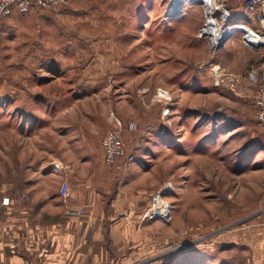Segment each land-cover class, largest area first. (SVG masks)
<instances>
[{
	"label": "rangeland",
	"instance_id": "rangeland-1",
	"mask_svg": "<svg viewBox=\"0 0 264 264\" xmlns=\"http://www.w3.org/2000/svg\"><path fill=\"white\" fill-rule=\"evenodd\" d=\"M68 1L0 18V236L17 232L31 181L67 182L52 167L90 178L103 137L121 129L136 162L115 165L148 167L126 172L149 199L140 217L167 183L174 216L138 223L103 264H262L264 46L237 29L214 49L200 2L170 18L175 0Z\"/></svg>",
	"mask_w": 264,
	"mask_h": 264
},
{
	"label": "crops",
	"instance_id": "crops-1",
	"mask_svg": "<svg viewBox=\"0 0 264 264\" xmlns=\"http://www.w3.org/2000/svg\"><path fill=\"white\" fill-rule=\"evenodd\" d=\"M248 1L227 0L225 6L233 15L230 22L264 34L262 27L256 29L248 21L256 16L248 10ZM51 107L54 104L48 105ZM97 160L98 167L90 178L87 175L77 180L75 168L57 171L52 167L50 174L63 172L67 182L58 187L31 181L29 202H16L17 232L6 231V237L0 236V264H103L111 255L110 248L116 246L119 252L122 244L129 243L132 234L138 232L136 225L149 199L143 196L144 190L128 188L126 172L131 170L133 176L148 167L145 161L141 167L129 169L122 163L110 166L105 163L103 150ZM261 245L264 236L258 239V250Z\"/></svg>",
	"mask_w": 264,
	"mask_h": 264
},
{
	"label": "built area",
	"instance_id": "built-area-1",
	"mask_svg": "<svg viewBox=\"0 0 264 264\" xmlns=\"http://www.w3.org/2000/svg\"><path fill=\"white\" fill-rule=\"evenodd\" d=\"M219 6H221V10H215L211 14L209 13L208 9L206 8V16H207V23L205 28L200 31V36L209 35L207 33V27L209 22V17H214L215 20H218V16L221 17V22L223 27L226 26L227 23L231 21L232 14L226 8L225 2L227 0H214ZM203 3L206 4L205 0H194L193 3ZM188 5V4H187ZM186 4H182L178 6L180 10L184 9ZM207 5V4H206ZM70 3L68 0H0V18L11 16L14 11H18L20 13H28L35 8H42L48 10H60L63 8H69ZM206 7V6H205ZM177 7H175V3L172 2L170 9L167 11L168 13L175 11ZM247 8L251 11V13H257V20L260 21L261 27L264 30V0H249L247 2ZM220 13V14H218ZM181 14V11H179ZM218 15V16H217ZM225 29V28H224ZM250 31L248 29H245ZM240 31V30H239ZM252 32V31H251ZM255 36L259 37L261 34L252 32ZM211 36V35H210ZM246 38V37H245ZM220 43V41L218 42ZM263 45H257L255 47L259 48ZM216 68V74H218L217 78L222 76V71L218 66ZM260 89L257 94V102L260 109V120H264V71L260 76ZM133 127V126H132ZM102 147L104 150V160L105 163L108 165H115L120 158L126 157L130 163L136 162V155L134 153L128 154L127 153V146L124 143L122 130L121 129H114L108 132L102 139ZM175 187L172 183L165 184L162 188H160L152 197L149 207L143 212L140 217L141 223H149L153 221L169 223L172 221L174 216V208L173 205L166 201L165 198L170 194L175 192ZM23 200H28V196L26 194L22 195Z\"/></svg>",
	"mask_w": 264,
	"mask_h": 264
},
{
	"label": "bare ground",
	"instance_id": "bare-ground-1",
	"mask_svg": "<svg viewBox=\"0 0 264 264\" xmlns=\"http://www.w3.org/2000/svg\"><path fill=\"white\" fill-rule=\"evenodd\" d=\"M206 1V4L205 6L207 7L209 13L211 14L213 11L215 10H221V6H217L215 1L214 0H205ZM175 7L176 10L175 11H172L170 13H168V16L170 18L172 17H179L181 15L184 14V11L186 10V7L188 5H192V4H197V3H193L194 0H175ZM188 4L187 6H184V9L183 10H180V8L178 7L180 5V7L182 6V4ZM179 11H181V14H179ZM233 17V15H232ZM211 18V20H210ZM232 19V18H231ZM209 20L210 22H208V27H207V33H209L210 35H213V37L215 38V43L217 44L219 41L224 42L225 43L226 41L225 40H228L229 39V36L231 34H235L237 32V29L238 30H243V29H248L246 28V26H241V25H238V24H234V23H230L229 24L227 23L226 26H224L222 29H221V24L219 26V22L217 20L214 19V17H209ZM221 30H220V29ZM225 28V29H224ZM249 30V29H248ZM253 32V31H252ZM251 30L248 32V34L245 36L247 42L250 44V45H253V46H257V45H263L264 46V37L263 36H255L254 34H252Z\"/></svg>",
	"mask_w": 264,
	"mask_h": 264
},
{
	"label": "water",
	"instance_id": "water-1",
	"mask_svg": "<svg viewBox=\"0 0 264 264\" xmlns=\"http://www.w3.org/2000/svg\"><path fill=\"white\" fill-rule=\"evenodd\" d=\"M201 3V2H200ZM243 32H245L246 34H248V32L249 31H247V30H245V29H243L242 30ZM226 41V40H225ZM247 41V40H246ZM213 42V48L214 49H217L219 46H222L223 45V42H224V40H223V42H221L220 41V43H214V41H212ZM258 214H256V215H253V216H251V217H249L248 219H246L245 221H248V220H250V219H252V218H254V217H256Z\"/></svg>",
	"mask_w": 264,
	"mask_h": 264
}]
</instances>
